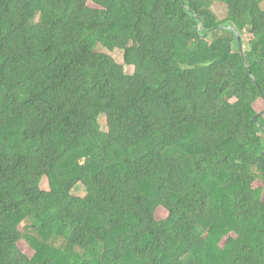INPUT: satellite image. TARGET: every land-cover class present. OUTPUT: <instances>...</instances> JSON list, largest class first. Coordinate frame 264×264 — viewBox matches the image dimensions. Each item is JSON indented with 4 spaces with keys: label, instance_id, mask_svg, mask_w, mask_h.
Returning <instances> with one entry per match:
<instances>
[{
    "label": "trees",
    "instance_id": "16d2710c",
    "mask_svg": "<svg viewBox=\"0 0 264 264\" xmlns=\"http://www.w3.org/2000/svg\"><path fill=\"white\" fill-rule=\"evenodd\" d=\"M261 101L264 0H0V264H264Z\"/></svg>",
    "mask_w": 264,
    "mask_h": 264
},
{
    "label": "rangeland",
    "instance_id": "374dc122",
    "mask_svg": "<svg viewBox=\"0 0 264 264\" xmlns=\"http://www.w3.org/2000/svg\"><path fill=\"white\" fill-rule=\"evenodd\" d=\"M212 9L220 20H223L227 17L228 12H227V6L225 4L220 3V2H214ZM245 38H246V40L249 38L248 33L245 34ZM99 51L107 52V53L111 54L118 62L123 63V51L116 50L114 52H110L109 50H107L106 48H103V47L99 48ZM126 72L128 74H131V75L134 74V72H135L134 66H126ZM258 108L260 110H263L264 109V102L261 101L258 104ZM99 123H100L101 129L106 130V120H105L104 116H102L99 119ZM41 187L43 190H49L47 178L43 179V181L41 183ZM72 194L74 196H77V197H83L85 195V189L82 186V184L79 183L78 185H76L72 190ZM164 215H165L164 212L159 213V216H164ZM23 226L27 232L37 233L35 230H33V226L30 223V221H28V220L24 221ZM56 243L59 247H62V245H63L62 240L57 239Z\"/></svg>",
    "mask_w": 264,
    "mask_h": 264
},
{
    "label": "water",
    "instance_id": "95a60500",
    "mask_svg": "<svg viewBox=\"0 0 264 264\" xmlns=\"http://www.w3.org/2000/svg\"><path fill=\"white\" fill-rule=\"evenodd\" d=\"M237 35H238V40L240 42V47L242 49V39H241V36H240V34H237ZM255 119H257V116H255Z\"/></svg>",
    "mask_w": 264,
    "mask_h": 264
}]
</instances>
